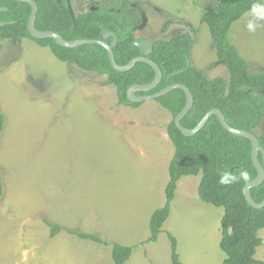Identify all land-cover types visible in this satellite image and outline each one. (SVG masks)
Here are the masks:
<instances>
[{
    "label": "rangeland",
    "instance_id": "374dc122",
    "mask_svg": "<svg viewBox=\"0 0 264 264\" xmlns=\"http://www.w3.org/2000/svg\"><path fill=\"white\" fill-rule=\"evenodd\" d=\"M70 1L75 15L95 4H137L139 11L128 10L137 17L136 39L191 37L190 65L209 80H228L224 66L208 69L216 56L200 19L218 0ZM228 38L251 75L264 73V3L234 23ZM0 45V264H113L110 246L64 232L50 239L44 219L134 248L125 264H171L168 235L181 264H223V210L198 199L199 176L179 180L156 242L146 243L174 153L166 110L155 101L118 105L105 76L68 66L32 40ZM259 237L255 258L264 262V230Z\"/></svg>",
    "mask_w": 264,
    "mask_h": 264
},
{
    "label": "trees",
    "instance_id": "16d2710c",
    "mask_svg": "<svg viewBox=\"0 0 264 264\" xmlns=\"http://www.w3.org/2000/svg\"><path fill=\"white\" fill-rule=\"evenodd\" d=\"M263 3L264 0H218L212 10L201 15V22L208 29L216 56V61L208 69L224 66L228 73L227 81L221 78L209 80L203 71L190 65L194 44L191 37L182 36L168 41L161 39L151 43L148 56L160 69L161 80L153 90L137 92L135 97L153 95L171 85H183L189 90L193 105L180 121L182 128L193 129L207 112L218 110L229 127L256 135L255 132L259 131L264 119V73H249L247 63L230 43L228 34L234 23L247 13L261 8ZM36 4L34 26L37 31L55 32L67 42L102 40L103 32L111 31L117 37L116 45L112 48L117 65L124 66L130 60L141 56L134 43L145 40L135 38L134 32L138 30L135 25L137 17L128 14L129 9L139 11L137 4L122 1L106 5L95 4L83 13L74 14V24L66 0L59 3L56 0H37ZM0 9H5L0 11V23H8L0 26V41L17 45L23 39L32 40L39 47L47 48L55 59L68 66L105 76L106 83L115 89L118 105L136 108L142 104L129 102L126 91L132 85H147L153 81L154 71L150 66L136 63L127 72H116L109 62L107 52L98 45L66 49L49 38H31L26 27L31 12L27 3L0 0ZM192 32L196 33L195 30ZM112 41L113 37L106 40L109 45ZM154 101L172 117L166 126V134L174 153L168 165L164 204L150 216L146 243L156 242L168 219L179 180L183 177L199 176L198 199L223 210L219 241V248L224 254L223 264H264L255 258L256 249L263 246L259 232L264 230V207L259 210L251 208L242 193L244 186L257 175L251 162L250 142L227 132L216 116H211L195 135L185 137L174 125V118L185 106L184 93L175 89ZM4 121L0 111V139ZM256 136L260 148L264 150V133ZM258 160L263 166L261 150L258 152ZM225 173L230 178L235 177L234 181L228 184L219 183ZM250 196L255 203L264 199V181L250 190ZM43 222L49 229L50 239L64 232L78 240L110 246L113 264H125L134 249L117 243L109 244L95 235L71 231L45 219ZM168 240L170 263L181 264L175 238L168 235Z\"/></svg>",
    "mask_w": 264,
    "mask_h": 264
},
{
    "label": "water",
    "instance_id": "95a60500",
    "mask_svg": "<svg viewBox=\"0 0 264 264\" xmlns=\"http://www.w3.org/2000/svg\"><path fill=\"white\" fill-rule=\"evenodd\" d=\"M12 1L20 2V3H27L30 6L31 12H30L26 27H27V31H28L31 38H34L37 40L49 38V39H52L56 45H58L62 48H66V49L76 48V47H79L81 45H98V46L102 47L107 52L108 59H109V62L111 64L113 70H115L116 72H120V73L127 72V71L131 70L135 66L136 63H144V64L150 66L152 68V70L154 71L153 81L147 85H141V86L132 85L131 87H129L128 90L126 91L127 100L129 102L144 103L147 101H154L155 99H158L160 97L167 95L172 90H175V89L181 90L185 95V106L181 110V112L174 118V125L183 136L189 137V136L195 135L199 130H201L205 126V124L207 123V121L209 120V118L211 116H216L219 120L220 125L227 132H229L230 134H232L234 136L247 139L251 145V162H252L254 169L256 170L257 175H256V178L254 180H252L251 182H248L244 186L242 193H243V196L245 197L246 201L251 206V208L259 210V209H262L264 207V199L260 203H255L251 199V196H250V190L252 188L258 187L264 181V151H261L262 152V160H263V166H262L258 160V152L260 151L261 148H260L258 139L256 138V136L254 134L246 132V131H242V130H236V129L229 127L227 125V123L225 122L223 115L218 110H211V111L207 112L205 114V116L200 120V122L193 129L188 130V129L182 128V126L180 125V121L189 112V110L191 109V107L193 105L192 96H191L189 90L183 85L175 84V85L168 86V87L164 88L163 90H161V91H159L153 95L135 97V93H137V92L146 93V92L153 90L154 88L157 87V85L159 84V82L161 80L160 69L152 61H150L148 59V56L150 54V43H148V42H142V43L135 42L134 45L140 50L141 56L130 60L124 66H119L114 62V57H113V53H112V48L116 45V42H117V37L113 32H111V31L103 32L102 40H75V41L67 42V41H64L62 39V37L59 36L55 32H51V31L40 32V31H37L35 29L34 22H35V17L37 14V4H36L37 0H12ZM56 1L58 2L59 0H56ZM67 3H68L69 15H70V18L74 24L75 23L74 12L70 7L69 2H67ZM3 10H5V9H0V11H3ZM93 10H95V8ZM6 24H8V23H0V26H4ZM9 24H11V23H9ZM120 29L124 30V27L120 26ZM110 37H113V41L109 45V44H107L106 40H108V38H110Z\"/></svg>",
    "mask_w": 264,
    "mask_h": 264
},
{
    "label": "clouds",
    "instance_id": "9594fccd",
    "mask_svg": "<svg viewBox=\"0 0 264 264\" xmlns=\"http://www.w3.org/2000/svg\"><path fill=\"white\" fill-rule=\"evenodd\" d=\"M235 177H229L227 173H225L224 175L221 176L219 183L221 184H228L231 183L232 181H234Z\"/></svg>",
    "mask_w": 264,
    "mask_h": 264
},
{
    "label": "flooded vegetation",
    "instance_id": "af4514ba",
    "mask_svg": "<svg viewBox=\"0 0 264 264\" xmlns=\"http://www.w3.org/2000/svg\"><path fill=\"white\" fill-rule=\"evenodd\" d=\"M60 1H62V0H59L58 2H57V1H56V2L59 3ZM66 2H69L70 7H71V3H70L71 1H70V0H66ZM122 2H123V1H122ZM123 3H125V2H123ZM67 6H68V3H67ZM71 9H72V8H71ZM93 9H94V8H92V10H93ZM144 42H147V41L145 40ZM148 43H149V42H148ZM150 46H151V43H150ZM263 120H264V119H263ZM262 123H263V121H262ZM262 123H261V124H262ZM260 127H261V126H260ZM257 132H258V131L255 132L256 135H258ZM254 135H255V134H254ZM256 135H255V136H256ZM259 135H260V134H259ZM256 138H257V136H256ZM260 150H261V151H264L263 149H260ZM261 154H262V152H261Z\"/></svg>",
    "mask_w": 264,
    "mask_h": 264
}]
</instances>
